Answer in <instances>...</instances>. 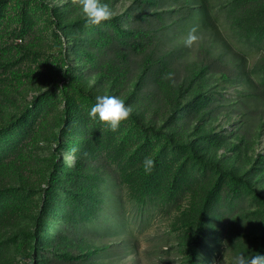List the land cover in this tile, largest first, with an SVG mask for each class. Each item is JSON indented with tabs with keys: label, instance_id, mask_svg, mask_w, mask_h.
<instances>
[{
	"label": "rangeland",
	"instance_id": "rangeland-1",
	"mask_svg": "<svg viewBox=\"0 0 264 264\" xmlns=\"http://www.w3.org/2000/svg\"><path fill=\"white\" fill-rule=\"evenodd\" d=\"M102 2L112 16L90 25L81 0H0V264L264 254V202L252 188L258 178L264 188V159L242 157L234 171L245 182L234 180L231 157L217 168L198 159L203 149L129 118L110 129L89 116L87 94L119 96L146 125L171 124L181 100L194 120L231 115L237 132L227 129L246 142L258 134L264 156V0ZM233 146L213 136L207 149Z\"/></svg>",
	"mask_w": 264,
	"mask_h": 264
},
{
	"label": "trees",
	"instance_id": "trees-1",
	"mask_svg": "<svg viewBox=\"0 0 264 264\" xmlns=\"http://www.w3.org/2000/svg\"><path fill=\"white\" fill-rule=\"evenodd\" d=\"M195 8H200L196 6ZM67 45L69 47V52H72V49L74 48V41L73 39H67ZM72 63L73 61L70 60ZM73 66V65H71ZM98 82V81H97ZM84 92V91H83ZM90 96H93L95 100V95L91 91H87ZM182 92V89L180 88L179 93ZM217 91L207 92L199 90V94L202 97H212L213 95L218 94ZM185 94V92H183ZM188 100V99H187ZM181 100L180 104H176L174 107L175 110L173 111V115L171 116V119L173 120L171 124H167V122H161L159 126H156L154 124H148L141 123L138 120V116L135 113H130L128 118L133 120L134 122H137L138 125L141 127L142 130L145 131H152L158 135L164 136L173 146H187L192 149L193 153H198L201 149H203V154H199L197 157L200 161L213 163L216 165L217 168L223 167V163L226 161V157H231L234 161L233 166H230L227 169H224L227 171L231 177L234 180L245 182V177L243 174H237L236 171H234V168L237 167L240 163H242L241 158L245 157L248 160V162L252 160V163L254 160L259 162L260 160L264 159V156L260 155L261 150L257 152V146L259 145V135H254L249 138V141H245L242 135H239V137L235 136V134H232L230 130L227 129L228 126H232L234 133L237 132L236 128H234L233 122V116L222 113L221 115H218L216 118L211 119L210 115H206V113H202V116L198 118V120L193 119V111L189 107L191 103H184ZM203 110H206L205 105H201ZM182 118L184 121L180 122L179 119ZM204 134V136L207 139L206 144L202 145L198 143V140L200 139L201 135ZM213 136L217 139H223L226 141V143L234 145L232 148H230L229 151H225L224 153L221 151L211 150L207 149L210 147V141L213 139ZM242 151H245L246 153H242ZM256 151V152H255ZM248 152V153H247ZM250 155V156H249ZM214 158L217 159L214 160ZM253 169H257L256 166ZM60 173V171L58 172ZM262 181L261 178H258L256 182H254L253 190L263 202H264V188L259 186V183ZM264 230V227H263ZM40 264V263H36Z\"/></svg>",
	"mask_w": 264,
	"mask_h": 264
},
{
	"label": "clouds",
	"instance_id": "clouds-1",
	"mask_svg": "<svg viewBox=\"0 0 264 264\" xmlns=\"http://www.w3.org/2000/svg\"><path fill=\"white\" fill-rule=\"evenodd\" d=\"M82 12L85 22L90 25H97L101 21L107 20L112 16V11L107 3L102 0H81ZM195 29H192L187 38L184 40L185 45H190L197 39L194 35ZM167 75H171L168 73ZM132 108L125 104V101L119 96L114 95H98L95 102L89 109V116L97 118L100 121L108 122V127L115 130L120 121L128 118ZM154 161L150 157L143 160L145 171H150ZM232 264H264V254L257 253L251 257H246L243 253H239L232 257Z\"/></svg>",
	"mask_w": 264,
	"mask_h": 264
}]
</instances>
